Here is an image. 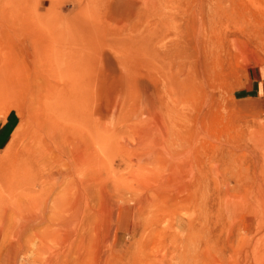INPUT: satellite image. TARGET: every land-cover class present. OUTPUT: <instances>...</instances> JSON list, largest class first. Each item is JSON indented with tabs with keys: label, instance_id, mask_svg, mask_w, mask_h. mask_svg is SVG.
<instances>
[{
	"label": "rangeland",
	"instance_id": "obj_1",
	"mask_svg": "<svg viewBox=\"0 0 264 264\" xmlns=\"http://www.w3.org/2000/svg\"><path fill=\"white\" fill-rule=\"evenodd\" d=\"M0 264H264V0H0Z\"/></svg>",
	"mask_w": 264,
	"mask_h": 264
},
{
	"label": "bare ground",
	"instance_id": "obj_2",
	"mask_svg": "<svg viewBox=\"0 0 264 264\" xmlns=\"http://www.w3.org/2000/svg\"><path fill=\"white\" fill-rule=\"evenodd\" d=\"M227 140V139H226ZM223 142V141H222ZM227 145H229V144H227ZM238 147H239V145H236V144H234L233 146H232V149L234 148V151H236V150H238ZM231 150V149H230ZM33 157H34V154H32V157H31V161L30 162H28L29 163V165H30V167H28L27 169H26V175L27 176H32L34 173V171L36 170V169H38V168H34V164L36 163V164H38L39 162H40V159H34V161H33ZM36 157H40V155H37V154H35V157L34 158H36ZM30 160V159H29ZM238 169V168H237ZM202 170V169H201ZM200 170V171H201ZM236 171V170H235ZM36 172V171H35ZM31 173H33L32 175H31ZM66 174H67V169H66ZM31 178V177H30ZM242 179V178H241ZM245 179V178H244ZM237 181V180H236ZM236 183V182H235ZM237 184V183H236ZM160 190V189H159ZM158 190V191H159ZM148 200V202H149V199H147ZM115 201V200H114ZM152 201V200H151ZM113 203H115V202H113ZM119 203V202H118ZM141 203V202H140ZM253 205H251V207H252ZM113 207V206H112ZM134 209H135V207H134ZM139 210H140V208H139ZM152 211V210H151ZM149 212H150V210H149ZM126 214H128V215H132V210H129L128 208H126V207H122V205L121 206H119L118 208H117V211H116V213L114 214V217H116L117 219L116 220H118V221H120L122 218H124L125 217V215ZM134 214V213H133ZM152 217V216H151ZM147 218V217H146ZM133 219H134V217H133ZM137 219V218H136ZM149 219V218H148ZM118 234V233H117ZM120 238V237H119ZM115 240V239H114ZM117 242V241H116ZM18 253V252H17Z\"/></svg>",
	"mask_w": 264,
	"mask_h": 264
}]
</instances>
